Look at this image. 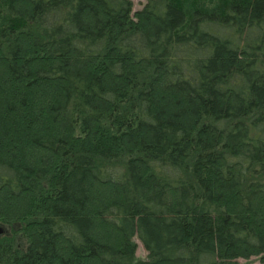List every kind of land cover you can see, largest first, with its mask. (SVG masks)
I'll list each match as a JSON object with an SVG mask.
<instances>
[{"label":"trees","instance_id":"16d2710c","mask_svg":"<svg viewBox=\"0 0 264 264\" xmlns=\"http://www.w3.org/2000/svg\"><path fill=\"white\" fill-rule=\"evenodd\" d=\"M132 11L0 0V264H264V0Z\"/></svg>","mask_w":264,"mask_h":264},{"label":"rangeland","instance_id":"374dc122","mask_svg":"<svg viewBox=\"0 0 264 264\" xmlns=\"http://www.w3.org/2000/svg\"><path fill=\"white\" fill-rule=\"evenodd\" d=\"M147 0H132L133 2V11H132V16L142 8V6L146 3ZM134 241L137 243V252L136 256L140 260H146L148 257V252L145 250L143 247L141 241L135 237ZM260 259L259 257H253L249 260L246 259H239L238 264H259Z\"/></svg>","mask_w":264,"mask_h":264},{"label":"water","instance_id":"95a60500","mask_svg":"<svg viewBox=\"0 0 264 264\" xmlns=\"http://www.w3.org/2000/svg\"><path fill=\"white\" fill-rule=\"evenodd\" d=\"M0 234H2V230H1V228H0Z\"/></svg>","mask_w":264,"mask_h":264}]
</instances>
